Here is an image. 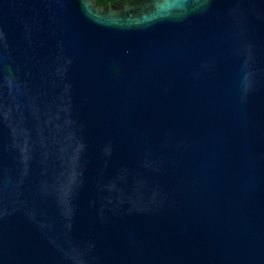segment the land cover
I'll use <instances>...</instances> for the list:
<instances>
[{
    "label": "water",
    "instance_id": "95a60500",
    "mask_svg": "<svg viewBox=\"0 0 264 264\" xmlns=\"http://www.w3.org/2000/svg\"><path fill=\"white\" fill-rule=\"evenodd\" d=\"M0 264H264V0H0Z\"/></svg>",
    "mask_w": 264,
    "mask_h": 264
},
{
    "label": "flooded vegetation",
    "instance_id": "af4514ba",
    "mask_svg": "<svg viewBox=\"0 0 264 264\" xmlns=\"http://www.w3.org/2000/svg\"><path fill=\"white\" fill-rule=\"evenodd\" d=\"M152 0H124V2L122 3H117V4H111L109 7L107 8H112V7H117V6H135V5H142V4H146V3H150Z\"/></svg>",
    "mask_w": 264,
    "mask_h": 264
},
{
    "label": "trees",
    "instance_id": "16d2710c",
    "mask_svg": "<svg viewBox=\"0 0 264 264\" xmlns=\"http://www.w3.org/2000/svg\"><path fill=\"white\" fill-rule=\"evenodd\" d=\"M94 4H96L100 8H107L111 4H119L124 2V0H91Z\"/></svg>",
    "mask_w": 264,
    "mask_h": 264
}]
</instances>
